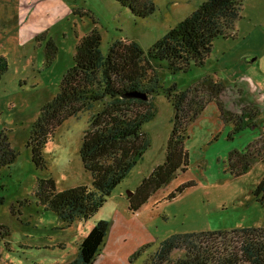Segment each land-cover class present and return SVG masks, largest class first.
I'll use <instances>...</instances> for the list:
<instances>
[{"label":"rangeland","instance_id":"1","mask_svg":"<svg viewBox=\"0 0 264 264\" xmlns=\"http://www.w3.org/2000/svg\"><path fill=\"white\" fill-rule=\"evenodd\" d=\"M152 1L156 10L137 18L116 0H0V56L8 61V70L0 79V129L6 130L19 152L17 160L0 172V199L4 200L0 226H5L0 227L1 264H68L78 257L82 241L102 220L108 221L109 231L92 264H148L161 243L174 234L264 228V205L254 197L264 180V161H256L241 176L229 168L232 150L245 149L264 135V0L243 1L234 36L216 39L203 66L192 64L187 72L174 74L162 69L160 75L162 86L176 85L180 91L206 77L223 81L224 107L234 112L255 107L260 112L256 127L235 133L233 125L222 119L218 103L211 101L189 126L188 169L180 171L138 211H131L130 192L164 162L173 128L174 107L161 90L154 96L158 114L144 125L151 147L98 212L67 224L57 213L46 210L35 195L43 176L53 177L59 191L92 185L80 149L91 115L104 103L56 129L43 149L49 169L46 174L32 161L28 141L42 108L57 96L66 71L74 65L78 41L93 29V18L105 54L110 43L121 38L137 41L147 52L206 0ZM51 41L57 50L50 62L47 47ZM250 58L257 60L250 62ZM261 149L264 152V145ZM188 182L193 185L169 197ZM18 201L24 202L22 214H13ZM5 231L8 235L4 236ZM210 242L219 247L216 254L232 244L230 239L226 244ZM186 255V249L180 247L172 260Z\"/></svg>","mask_w":264,"mask_h":264},{"label":"trees","instance_id":"2","mask_svg":"<svg viewBox=\"0 0 264 264\" xmlns=\"http://www.w3.org/2000/svg\"><path fill=\"white\" fill-rule=\"evenodd\" d=\"M116 1L137 18H146L156 10L152 0ZM243 1H204L171 27L147 52L137 41L121 38L113 40L105 54L101 48L102 34L98 22L93 18V29L78 41L74 65L66 71L57 96L42 108L28 141L32 161L46 174L49 169L43 149L56 129L82 111L104 103L101 110L91 115L80 149L84 167L92 175V185L59 191L53 177L39 178L35 195L46 210L54 211L67 224L77 218L87 220L99 211L151 147V138L144 125L158 114L154 96L161 90L174 107L173 128L164 162L157 165L128 196L131 211H138L180 171L188 169L186 141L189 126L211 101L218 103L222 119L233 125L235 133L257 126L260 112L255 107L246 106L240 113L224 107L221 98L225 90L223 81L206 77L182 91L176 85L164 87L160 83L162 69L174 74L187 72L192 64L203 66L216 39L234 36ZM56 50L55 44L49 42L48 61L54 60ZM7 70L8 61L0 56V79ZM132 93L146 94L148 99L134 97L130 95ZM263 145L264 135L245 149L232 150L229 154L231 173L241 176L256 161H264ZM18 156L19 152L12 146L6 130L0 129V172L12 165ZM192 185L193 182H188L179 186L169 197H176L177 193ZM254 197L264 205V180L255 190ZM3 203L4 200L0 199V206ZM23 204L18 201L12 207L13 214H22L20 207ZM108 231V221L98 222L82 241L78 257L68 264L94 263ZM0 234L3 237V233ZM5 235H8L7 231ZM229 239L232 244L227 245ZM210 241L223 242L226 246L216 254L219 247L213 246L214 243L210 245ZM180 247L186 249V257L172 260L173 252ZM214 260H218V264H264V228L174 234L161 243L148 264H214Z\"/></svg>","mask_w":264,"mask_h":264},{"label":"water","instance_id":"3","mask_svg":"<svg viewBox=\"0 0 264 264\" xmlns=\"http://www.w3.org/2000/svg\"><path fill=\"white\" fill-rule=\"evenodd\" d=\"M256 60V58H250L249 59V61L250 62H253V61H255ZM130 95H132V96H134V97H138V98H142V99H148V95H146V94H140V93H132V94H130ZM130 194H131V192H130Z\"/></svg>","mask_w":264,"mask_h":264},{"label":"crops","instance_id":"4","mask_svg":"<svg viewBox=\"0 0 264 264\" xmlns=\"http://www.w3.org/2000/svg\"><path fill=\"white\" fill-rule=\"evenodd\" d=\"M257 60V59H256ZM234 112V111H233ZM237 113H240V112H237Z\"/></svg>","mask_w":264,"mask_h":264}]
</instances>
